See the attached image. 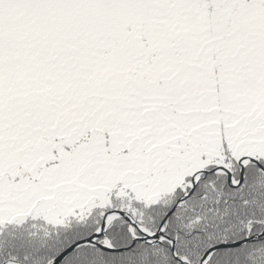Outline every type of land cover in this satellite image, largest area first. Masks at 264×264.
<instances>
[{"label":"snow or ice","instance_id":"snow-or-ice-1","mask_svg":"<svg viewBox=\"0 0 264 264\" xmlns=\"http://www.w3.org/2000/svg\"><path fill=\"white\" fill-rule=\"evenodd\" d=\"M0 264H264V0H0Z\"/></svg>","mask_w":264,"mask_h":264}]
</instances>
